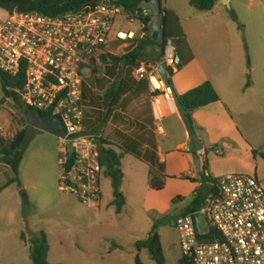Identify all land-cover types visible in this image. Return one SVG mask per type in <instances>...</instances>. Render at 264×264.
Returning a JSON list of instances; mask_svg holds the SVG:
<instances>
[{"label": "built area", "instance_id": "built-area-1", "mask_svg": "<svg viewBox=\"0 0 264 264\" xmlns=\"http://www.w3.org/2000/svg\"><path fill=\"white\" fill-rule=\"evenodd\" d=\"M143 10V17H150L152 12ZM6 15L0 18V73L23 83L13 91L27 110L62 121L66 134L58 137L59 189L88 209L99 210L102 145L100 137L85 133V75L95 61L111 53L113 43L137 36L132 31H115L117 18L126 15L117 0L93 2L58 16ZM160 62L174 71L181 65L173 40L168 41ZM159 66L142 61L134 68V76L150 81L160 76ZM203 177L208 180V192L202 206L176 221L182 259L186 264H264L261 181L245 174L214 177L208 170ZM198 213L206 219L208 234L201 235L197 228Z\"/></svg>", "mask_w": 264, "mask_h": 264}, {"label": "rangeland", "instance_id": "rangeland-1", "mask_svg": "<svg viewBox=\"0 0 264 264\" xmlns=\"http://www.w3.org/2000/svg\"><path fill=\"white\" fill-rule=\"evenodd\" d=\"M163 2L165 4V0ZM171 3L178 4L191 40L194 38V41H198L206 56L216 57L221 43L231 35L232 40L228 42L231 48L229 52H222L221 59L228 57L229 62L230 70L227 75H223L229 81L227 92L237 89V98L244 100L239 102L224 93V98L229 100L233 109L232 118L238 131L232 128L220 132L211 130L205 133L202 141L209 161L214 162L223 175L257 176L264 186V159L252 154V151L264 152V0H222L219 3L222 13L220 18L211 13H198L189 0H172ZM231 11L236 13L240 24L244 26L243 34L239 32L238 24L231 20ZM6 16V12L0 9V18ZM180 29L176 24L173 32H180ZM115 31H132L137 37L143 33L141 22L128 15L117 18ZM172 40L177 47L188 51V41L184 35ZM128 50L127 45H119L112 47L110 52L122 57ZM145 54L152 62V59L161 56L162 50L152 46ZM118 65L111 60L107 63L99 61L90 68L91 79L105 77L108 84L111 80L107 78H114L108 67L119 69ZM125 70L123 66L124 73ZM5 103L6 97L0 82V114L9 111L18 114L20 104L17 101L11 99L3 107ZM198 136L196 130L195 138L198 139ZM49 142L56 143L52 138ZM124 167L126 170V161ZM179 170L178 160L171 156L169 172L177 173ZM127 174L130 178L129 171ZM177 176L175 179H166L165 189L161 192L150 188L146 176L140 175L136 183L128 180L125 183L127 206L121 215L116 214V208L111 204L114 200L113 188L105 177L102 181L103 203L99 210L88 209L73 197L60 195L62 201H59L53 198L50 190L48 192L54 201L40 208L34 207L25 214L26 233L32 236L45 232L50 244L49 264H135L137 256H140L143 264H155L149 251L144 249L139 252L136 244L147 240L154 226H157L165 264H179L182 253L176 221L197 198L203 201L208 191L207 180L202 183L201 180ZM4 198L6 195L1 199ZM27 264H32L29 256Z\"/></svg>", "mask_w": 264, "mask_h": 264}, {"label": "crops", "instance_id": "crops-1", "mask_svg": "<svg viewBox=\"0 0 264 264\" xmlns=\"http://www.w3.org/2000/svg\"><path fill=\"white\" fill-rule=\"evenodd\" d=\"M171 1L165 0L164 4L162 0L163 10L168 11L165 31L170 40L184 35L186 42L188 41V51L177 47L182 69L177 71L173 78L175 92L182 95L210 81L221 100L194 112L193 120L199 132L197 139L191 136L173 90L161 75L150 81L139 80L134 76V68L126 65L124 73L123 65H118L119 69L108 67L110 75L114 78H107L111 81L106 84L108 80L106 81L105 77L91 79L90 72H87L84 83L85 133L100 137L101 140L113 145L117 151L128 153L123 159L124 194L125 183L128 180L136 183L142 175L148 178L149 183L150 172L159 171L160 166H164L163 174L166 179H175L177 175H181L195 181L201 180L203 183L200 177L204 167L212 176H222L223 172L215 167L214 162L209 161L202 139L205 133L211 130L220 132L232 128L238 131L232 118L233 109L229 100L224 98V93L226 96L230 94L231 98L239 102L244 100L237 98L239 94L237 89L227 92L229 81L223 75H227L230 70L229 62L228 57L221 59L222 52H229L231 48L228 43L232 40L231 35L221 43L216 57L206 56L201 51L198 41H194V38L191 40L178 4ZM191 1L189 0V3ZM219 6V4L216 6L213 13L210 12L216 18H220L222 14ZM176 24L180 26L181 33L173 32ZM142 35L137 38H142ZM151 61L154 65H161L160 57ZM1 87L3 90L2 83ZM112 89L121 90L114 101H109L107 95ZM10 102L11 99L6 98L3 107ZM18 103L20 104L18 114L11 111L0 114V141L13 139L22 129L28 134L23 148L12 157L4 155L0 146V264H27L30 248L21 239V235L28 230L25 219L27 212L34 207L40 208L41 205L49 204L53 198L62 201L60 195L72 198L59 189V138L32 125L27 116L28 110L21 102ZM50 138L56 143H50ZM195 154L200 157L199 169L194 159ZM171 156L179 162L180 170L177 173L169 172ZM128 171L131 174L130 178ZM50 190L52 199L48 192ZM5 195L6 198L2 200ZM125 195L127 198V194Z\"/></svg>", "mask_w": 264, "mask_h": 264}, {"label": "trees", "instance_id": "trees-1", "mask_svg": "<svg viewBox=\"0 0 264 264\" xmlns=\"http://www.w3.org/2000/svg\"><path fill=\"white\" fill-rule=\"evenodd\" d=\"M98 1L101 0H0V9L6 11L9 14H14L15 12H36L47 16H58L63 13L76 11L90 3ZM148 1L150 0H117V5L123 9L126 15L136 17L137 14H139L137 17L138 20L144 25V37L113 43L112 47L127 45V48L129 49L128 52L122 57H117L109 53L108 55L101 57L100 60L95 61L94 64H97L99 61L102 63H107L108 60H111L114 64L123 65L125 67L127 65L129 67L136 68L140 62L148 60V56L145 54V51L152 46H158L161 48L162 54L160 56V60L163 59L167 43L170 39L168 33L165 30V39L162 44L157 43L156 40L150 39L148 35V28L149 24L155 18V15L154 13H151L150 17L145 18L142 15L144 10L141 8L142 4ZM221 1L222 0H192L190 5L198 13H210L214 11L216 6ZM163 13L164 27L166 28L168 24V11L164 9ZM230 18L234 23L238 24V30L243 34L244 26L240 24L239 18L234 11H231ZM243 40L245 44V50L247 51L245 38H243ZM181 69L182 67L180 65L177 71ZM177 71H174L171 68L168 69V80L166 83L173 90L179 110L188 125L191 136L195 138L197 129L193 120L194 112L214 105L220 102L221 99L210 81H206L202 85L191 89L182 95L177 94L173 86V78ZM0 82L2 83L6 98L14 99L17 102H20L19 95L13 90L16 87L21 88L23 83L21 81L16 83V80L2 73H0ZM120 90L121 89H112L108 93L107 99L109 101H114L119 96ZM154 94L158 95L159 93ZM27 139V131L23 129L20 130L13 139L0 141L3 154L7 157H12L23 148ZM101 145L100 160L103 167V176L109 179L112 184L114 195L112 205L116 208V214L121 215L127 206V199L122 191V187L124 184L123 159L128 153L122 150L117 151L113 145L106 143L103 140H101ZM252 154L254 157L260 156L264 159V152L253 151ZM203 170H206V167H204ZM163 172L164 166H160L159 171L157 172H150L149 185L152 190L161 192L165 189L166 176L163 174ZM205 180L206 179L202 174V181L205 182ZM202 204L203 201H200V199L197 198L193 205L186 210V213L197 211L200 209ZM21 239L30 248L32 264H49L50 244L45 232L41 231L37 234H33L32 236L24 232L21 235ZM136 248L139 252L144 249L148 250L155 264H165L161 237L158 233L157 226H154L147 240L140 241L136 244ZM135 264H143L140 256L136 257ZM179 264H186V262L182 259Z\"/></svg>", "mask_w": 264, "mask_h": 264}, {"label": "water", "instance_id": "water-1", "mask_svg": "<svg viewBox=\"0 0 264 264\" xmlns=\"http://www.w3.org/2000/svg\"><path fill=\"white\" fill-rule=\"evenodd\" d=\"M142 9L150 10L154 13L155 18L149 24L148 28V35L151 40H156L157 43L162 44L165 39V27H164V20H163V8H162V0H150L145 2L141 6ZM159 73L164 79V81L168 80V67L166 63H162L159 66ZM27 116L29 118V122L32 125L37 126L40 130L54 135L56 137H62L66 134V129L64 124L59 119H50L48 117L43 116L38 112H34L28 110ZM72 151V147H70ZM194 159L196 160V166L198 169L200 168V157L195 154ZM197 219V228L201 235L208 234L210 228L206 222L204 216L200 213L196 215Z\"/></svg>", "mask_w": 264, "mask_h": 264}]
</instances>
